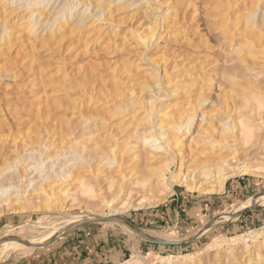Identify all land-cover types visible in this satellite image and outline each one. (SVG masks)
<instances>
[{"label": "rangeland", "instance_id": "rangeland-1", "mask_svg": "<svg viewBox=\"0 0 264 264\" xmlns=\"http://www.w3.org/2000/svg\"><path fill=\"white\" fill-rule=\"evenodd\" d=\"M263 11L264 0H0V180L21 191H2L9 199L0 200V240L15 233L38 240L44 231L25 227L43 216L47 228L63 226L68 216L89 219L0 264H139L138 256L145 264H264L263 205L219 224L225 210L264 194V159L243 162L233 152L252 143L243 130L251 124L246 111L232 110L238 120L228 125L232 134L223 133L220 121L223 103L238 100L239 88L222 70L240 66ZM153 27L154 35L145 36ZM188 114L196 117L189 130L180 131L176 144L166 141L174 120ZM149 137L157 145L166 141L158 146L174 152V161L165 155L163 167L148 164L143 154L155 145L142 139ZM222 150L228 157L222 191L204 194L215 186L209 177L218 168L210 156ZM113 160L112 169L120 165L131 175L146 167L162 171L171 195L160 185L133 193L131 201L114 198L116 185L110 190L104 182L105 164ZM242 163L257 173L243 175ZM76 175L89 180L93 195L77 191ZM190 178L198 180L196 190L186 188ZM142 195L162 201L126 208ZM113 211L150 236L196 238L178 247L131 239L107 219Z\"/></svg>", "mask_w": 264, "mask_h": 264}, {"label": "bare ground", "instance_id": "bare-ground-1", "mask_svg": "<svg viewBox=\"0 0 264 264\" xmlns=\"http://www.w3.org/2000/svg\"><path fill=\"white\" fill-rule=\"evenodd\" d=\"M33 1H35V0H33ZM67 1H69V0H67ZM89 6L90 5H86L84 10H86V8H88ZM96 7H98V6H96ZM95 9L98 10L97 8H95ZM82 12H84V11H82ZM146 16L147 15H145V17ZM145 17H144V19H145ZM150 23H152V21ZM153 24L155 25L156 21L155 22L153 21ZM251 26H252V28L250 29L251 31L249 32V34L251 35V39L248 38L249 45H248V47H246V51H245L246 52L245 58L247 60L245 58H244V60H242V63L240 64L241 67L238 66V68L233 67L231 69L229 67L228 70L227 69L222 70L224 72L223 75H225L224 77L226 79H228V82L230 81L231 83H236L239 85V88L237 91L238 100H235V98L231 99V97L227 96L229 99H231V101L228 100V102L230 101L229 103H225L226 101L223 103L225 107H223L222 110L225 111V117H223L220 120L223 122V126L225 128V130L223 129V131H224L223 133L227 132L228 134L229 133L232 134L233 131L231 130V126L229 127L228 125L231 124L233 126L238 121L237 118L235 119V118H233V116H231L232 110L239 111L240 109L241 110L244 109L246 111L245 116L248 119V121L251 123L250 125H246L245 127H243V130L246 131L248 137L252 140L251 145H250V143H249V145H250L249 147L244 145L245 148L247 147V149L241 150V144L239 145L235 141V143L238 144V146H240V148L233 150V152L235 151L236 153H239V154L242 153L241 156L243 155V157L246 159V160L242 159L243 162H245V161H250V162L253 161L254 162L255 160H258L259 158L264 159V14H261V17H258V21L255 23H252ZM153 28L154 29H148L149 32L147 31L148 33L145 34V36L149 35L152 37L154 35V32L156 31V27H153ZM231 42L232 41H228V44H230ZM229 47L232 48V45H229ZM227 59H229V58L227 57ZM231 60L232 59H229L228 61H231ZM164 74L165 75L167 74V72H165V70H164ZM241 81H243V84L240 83ZM223 95H222V97H223ZM224 97L226 99V95ZM206 103L210 104L211 102H208L206 100H204L202 102V104H204V105ZM154 105H155V103H154ZM154 105H153V107H154ZM148 108H150V107H148ZM188 115L189 116H187V118H185V119H183L181 117L175 119L174 120L175 122H173L172 126L169 127L170 128V131H168L169 133H166L167 136L165 137V134H161L160 136L165 137L164 139H166V141L169 140L171 142H174V144L178 143V136L177 135L183 129H185V131L189 130V126L191 125L192 121H194V119H196V117L193 116L192 114H188ZM207 119L203 113L200 115V122H202V121L205 122V120H207ZM209 122L210 121H208L207 123H209ZM202 124H204V123H202ZM206 125H208V124H206ZM230 136H232V135H230ZM233 136H232V138H234ZM229 138L230 139L227 141H230L232 139L231 137H229ZM150 140H151V142H149ZM166 141H164V142L162 141V142L165 143ZM224 141H226V140H224ZM142 142L144 143V146L145 145L149 146V144L152 142H153L152 146L155 145V147H153L152 149L150 148L149 151H146L145 154H143L141 152L143 155H145L144 160L147 163L149 162L148 164H150V162L152 163V161L161 163V160L164 161L163 157L165 155H168V157H169V159L166 161H174V158L177 157L175 155H174L175 157L172 155V154H174L173 150L172 151L170 150L171 152H173V153H170L169 150L164 149V148L162 149V146L161 147L158 146L160 143L162 144V142H160L157 145L156 142H158V141L155 140L154 137L144 138V139H142ZM230 143L228 142V145ZM213 144H212V146L214 147L215 144L214 145ZM216 145H217V143H216ZM105 146H107V144ZM235 146L237 147V145H235ZM229 147H230V145H229ZM108 148H107V150H108ZM168 149H170V148H168ZM220 149H222V148H220ZM224 150H226V149H224ZM239 150H240V152H238ZM216 154L214 153L213 155H211L210 156L211 158L209 159L213 162H216L215 166L218 167L216 173L212 177H209V179H212V181H213V183L211 185L215 184V186L213 185V187L208 191L207 190L203 191L204 194H212V193H215L218 191H222L223 180L227 176L226 173L228 172V170H226V166L228 163V160H227L228 157L224 154L223 150H222V152H218ZM141 157H142V155H141ZM181 160H182V157H181V159L177 160V163L179 165H178V174L176 173L177 175L175 176L176 178L179 177V175L182 172L181 171V168H182ZM162 163L159 165H162ZM113 164H116L114 162V160L107 165L105 164V168L107 170H105L104 182L108 183V189H110V190L113 188L114 185H116L115 191L112 193V195H114L113 196L114 198L115 197L117 198L118 196H120L122 194L125 197V199L131 201L133 196H135V195H133V193H136V195H140L141 193L147 194L149 192H152V190H154V188H156V189L158 187L161 188V186H163L165 188V190L163 188V191H166L165 193L168 197L171 195L172 185L169 183V181L171 179L169 181L167 179L166 180L163 179L164 176H163L162 171L158 170L159 172H152V171H149L148 167H146V170L144 169L143 172H141V173L135 172V174L133 173V175H131V172L129 174L128 172H126L125 170L120 168V165H117V166L115 165V167L112 169ZM164 164H165V161H164ZM163 165H162V167H163ZM151 166H152V164H151ZM247 166H248L247 164L244 165L242 163V168H241L240 172L243 175H246L248 173H250V174L251 173L252 174L257 173V172H253V171L251 172L250 170H248ZM167 167L168 166H166V168ZM89 172H91V171H89ZM94 172L95 171H92V174ZM103 174H104V172H103ZM204 176H207V175H204ZM92 177H94V175ZM94 178L97 179V175ZM101 178H103V177H101ZM182 178H183V176H182ZM73 179H75V181H74L75 185L73 184V186L77 187V191H79L81 195H84V194H85L84 196H86V194L88 196H89V194L93 195V189L90 185L91 183L90 184L88 183L89 180H87V179L84 180V177H80L77 175L74 176ZM95 179H93V180H95ZM98 179H99V177H98ZM190 179L191 180H189V182H191V183H185V185L187 184L186 188H188L189 190H193V189L196 190V184L194 185L193 181H198V180H192V178H190ZM181 180L182 179L179 178V179L175 180V182L177 184H180ZM2 181L3 180H0V182H1L0 183V200L6 199V198H4L5 192H2V191H7V190L13 191V190H15L16 192H19V189H18L19 187L14 188L13 183L11 181L10 182H7V180L4 182H2ZM30 181H29L30 184H28V186H31V185L33 186V181L32 182H30ZM5 182H7L8 185H6ZM102 183H103V180H102ZM197 184H198V182H197ZM137 188H139V191L137 190ZM198 189H199V187H198ZM73 190H74V188H73ZM99 191H101V190H99ZM106 191H107V189L105 190V192ZM12 193L13 192H11L9 194H12ZM143 195H142V198L141 197L139 198V201L137 204H135V205L131 204L130 206L127 205L126 208L134 209L137 211V210L142 209V208H150L152 206H156L162 201V200H159V201L157 200V202H156V200H155V202H154L151 199L145 198ZM9 196H11V195H9ZM105 198H107V197H105ZM7 199H9V198H7ZM7 199H6V201H7ZM158 199H160V198H158ZM3 203L4 202H2V205H3ZM111 203H112V201L105 199V205L106 206L111 205ZM261 205H263V207H264V194L261 196L252 197V198H249L247 200H244L243 202H241L237 205L231 206L230 208L225 210L222 214H227V215L223 216L224 218H223L222 222L219 224L234 222L238 219V216L247 208H253L255 206H261ZM25 207H26L25 205L22 208H20V206H19L18 208H15L14 211L19 212L21 210H24ZM46 208L48 210L52 209L49 206ZM32 209H34V208H32ZM38 209H42V208H38ZM106 217H107V219L108 218L112 219L110 221H114L113 223L118 224L122 230V233H125L131 239H139V240H156L157 239L156 241L163 240L161 242H173V243L174 242H180V243L183 242V241H178V240H170V238L164 234H161L159 236L147 235V234L127 225L122 220H120V221L116 220L115 219L117 217L116 211L115 212L113 211V214H109ZM47 220L48 219L45 216H43L41 218H38L37 221L34 222V224L32 226L28 225L25 227V229L27 231H30V232L44 231V233L41 234V237L38 240L27 241V240L20 239L18 233H15L10 237L1 238V240H0V263L3 260L6 261L13 256L19 257L20 255L24 254L25 252L32 251L33 249H35L38 246L46 245V244L54 241L55 238L58 235H60L59 233H66V232L72 230L73 228L77 227V225L85 223L89 219L86 218L85 216H77V217L76 216L75 217L68 216L65 219L66 222L63 224V226L56 227V228H47L46 226L49 223V222H47ZM17 229H20V228H17ZM201 232H204V230H201L197 233L200 234ZM194 238H196V236ZM211 248L214 249V245L211 246ZM199 254L200 253H198L197 256ZM138 257H139V260L141 261L139 264H141V263L145 264L144 260L140 256H138ZM182 257H185V258L189 257V259H191L190 257H192V256L191 255H183ZM125 264H131V263L129 261H126Z\"/></svg>", "mask_w": 264, "mask_h": 264}, {"label": "water", "instance_id": "water-1", "mask_svg": "<svg viewBox=\"0 0 264 264\" xmlns=\"http://www.w3.org/2000/svg\"><path fill=\"white\" fill-rule=\"evenodd\" d=\"M127 223L129 225H132L130 222L127 221ZM133 226V225H132ZM195 238L189 239L187 242L184 243H169V242H161V241H156V240H148L151 243H154L156 245H161V246H165V247H178L180 245H184V244H188L190 243L192 240H194Z\"/></svg>", "mask_w": 264, "mask_h": 264}, {"label": "crops", "instance_id": "crops-1", "mask_svg": "<svg viewBox=\"0 0 264 264\" xmlns=\"http://www.w3.org/2000/svg\"><path fill=\"white\" fill-rule=\"evenodd\" d=\"M59 243H57L56 245H58Z\"/></svg>", "mask_w": 264, "mask_h": 264}]
</instances>
